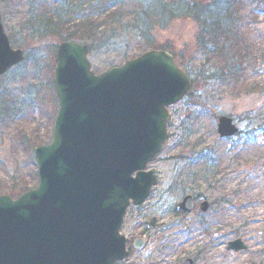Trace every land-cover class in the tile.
Here are the masks:
<instances>
[{"label":"rangeland","instance_id":"rangeland-1","mask_svg":"<svg viewBox=\"0 0 264 264\" xmlns=\"http://www.w3.org/2000/svg\"><path fill=\"white\" fill-rule=\"evenodd\" d=\"M25 3L0 4L5 33L14 39L13 48L28 59L0 78V88L8 95L2 99V110L9 106L16 114L0 118V194L12 196L36 185L33 147L50 140L58 109L52 77L53 51L60 37L28 36ZM245 12L249 17L241 27L244 52L251 54L239 80H231L228 73L215 76L223 60L208 59L197 51L200 29L193 18L176 19L152 31L156 46L166 45L184 56L185 66L180 68L192 86L168 108V140L146 167L157 176V184L142 204L127 208L120 229L127 243L141 236L146 245L139 251L130 249L117 264H180L184 259L193 264H264V10L253 12L248 7ZM129 41L92 52L91 65L100 72L117 65ZM143 49L146 46L134 44L128 55L137 56ZM220 115L232 119L238 134L218 136ZM186 193L212 203L204 217L191 214L165 231L144 228L143 218L170 219ZM236 237L246 243L245 251L226 249Z\"/></svg>","mask_w":264,"mask_h":264},{"label":"water","instance_id":"water-1","mask_svg":"<svg viewBox=\"0 0 264 264\" xmlns=\"http://www.w3.org/2000/svg\"><path fill=\"white\" fill-rule=\"evenodd\" d=\"M88 54L87 45L69 40L56 47L52 138L33 150L37 186L16 198L0 195V264H115L129 254L119 234L126 208L142 204L156 184L146 166L167 140V107L190 81L166 51L150 50L100 74ZM21 60L0 18V76ZM217 132L227 137L237 128L221 116ZM193 207L188 194L176 210ZM207 208L203 202L196 213ZM157 221L144 223L169 229L179 219ZM143 245L137 237L132 248ZM245 248L240 239L227 245Z\"/></svg>","mask_w":264,"mask_h":264},{"label":"trees","instance_id":"trees-1","mask_svg":"<svg viewBox=\"0 0 264 264\" xmlns=\"http://www.w3.org/2000/svg\"><path fill=\"white\" fill-rule=\"evenodd\" d=\"M25 5L29 12L28 36L47 33L60 37V40L77 41L87 44L90 54L108 47L115 48L128 39L140 38L139 42H128L117 65L135 57L128 54L131 47L138 44L139 47L146 46L141 53L150 49L168 51L178 66L184 67V56L171 52L166 45L156 46L152 31L166 28L176 19L193 18L200 29L197 51L208 59L223 60V67L216 70L215 76L220 75L218 72L228 73L231 80L243 76V64L248 62L251 54L246 52L245 56L244 52L246 47L241 27L249 17L245 9L264 10L259 9L264 8V0H26ZM23 60H28L26 55ZM93 69L100 72L95 67ZM4 90L0 88L1 120L16 116L10 113L9 106L2 110V99H8Z\"/></svg>","mask_w":264,"mask_h":264},{"label":"flooded vegetation","instance_id":"flooded-vegetation-1","mask_svg":"<svg viewBox=\"0 0 264 264\" xmlns=\"http://www.w3.org/2000/svg\"><path fill=\"white\" fill-rule=\"evenodd\" d=\"M182 189L183 190H185L184 189V187H182ZM187 194H189V193H186V194H184L183 196H185V195H187ZM182 196V197H183ZM193 197V204H194V209L192 210V211H190V213L188 214H185V213H183V212H181V211H177L176 210V204H175V206H174V213H173V216L170 218V219H168V220H173V219H179V221L176 223V225L177 224H179V223H181L183 220H185L189 215H191V214H194L196 217H199V216H202V217H204L208 212H209V210H210V208L212 207V203H210V205H209V208H208V211L205 213V214H197L196 213V211L198 210L197 208H198V206H199V204L202 202V201H204L205 199L204 198H197V195H193L192 196ZM145 218H143V220H144ZM175 226V225H174ZM156 231H159L160 229H155ZM144 232V231H143ZM141 235H143V236H145V233H143V234H141ZM131 243V242H130ZM128 246V245H127Z\"/></svg>","mask_w":264,"mask_h":264}]
</instances>
